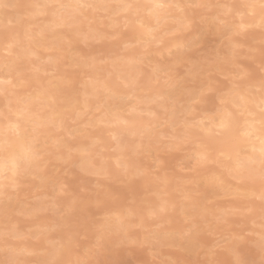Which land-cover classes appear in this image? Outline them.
Segmentation results:
<instances>
[{"label": "rangeland", "instance_id": "1", "mask_svg": "<svg viewBox=\"0 0 264 264\" xmlns=\"http://www.w3.org/2000/svg\"><path fill=\"white\" fill-rule=\"evenodd\" d=\"M33 1L13 0V3L8 4L4 2L8 7H0V37H6V33L1 29L7 27L18 28L19 34L23 36V28L20 25L26 22H29L28 28L31 29V32L36 33L38 24L45 17L31 13L30 7H32ZM134 1L137 2V0ZM174 1L176 0H165V3ZM205 1V3L212 4L231 3L236 6L247 3V0ZM180 2L186 1L180 0ZM118 3L120 2L112 0L109 1V6H111L107 9L88 10L89 13L93 11L94 14L91 13V16L86 12L87 15L83 16L85 20H82L83 17H81L78 23L82 33H73L75 38H72L73 40L70 39L72 34L68 28L56 29L57 31H52V36L46 35L47 38L41 39L42 41L38 40V42L37 40L36 42L32 41L33 37L31 40L30 36L32 35L28 36L32 48L35 49L32 53H36L40 59H36L30 55L31 53L28 54L29 57L27 55L19 57L18 66L22 71L20 70L9 78L13 84H4L2 87L5 88L0 86V113H7L6 105L9 101L12 103L13 95L15 97L16 95L30 94L32 90L34 92L35 88L44 86L50 80L60 81L61 93H57L54 103L63 105L66 102H73L75 97H79L83 82L91 81L94 78L96 82H101L108 77L111 85L116 81V78L117 81L112 86L115 90H129L123 88L119 83L123 79L115 77L116 68L121 67L114 63L117 62V58L119 61L123 57L122 55L128 51L137 56L134 66L138 70L136 68L135 74H137L133 78L139 77L140 86L132 90L127 98L120 99L111 95H108L111 97L107 98L106 91L104 93L102 87L97 86L98 92L95 95H85L90 103L87 107L80 106L71 111L68 107L61 108V124L59 125L62 126H52L51 122L50 124L48 122L47 125H40L43 128H38L40 131L37 132L38 139L35 143L42 152V154L39 153L40 156L38 155L39 159L37 156L40 163L38 169L41 171L37 170V172L43 171L44 173L41 175L45 179L41 180L43 177L39 179V173L38 176L37 174L34 176V173L30 174L31 171H28V174L20 178L19 187L11 193V197L7 200L0 199V230L5 223L15 224L19 229L20 238L8 243L17 247L22 245L20 248H35L36 255L29 258L39 261L48 257L40 253L42 246L37 245L34 239L37 235L46 236L48 239L58 242L72 236L73 239L79 241L78 247L74 250L75 253L82 254L94 243V228L103 222L105 216L111 217V222L115 223L114 219L120 213L124 222V231L131 239L135 240L143 239L146 234L145 230L161 235L186 230L191 226L185 223L187 216L194 218L196 229L191 241L186 240L183 243L184 251H177L176 248L161 243L154 245L157 254L153 256L149 254L147 248L127 241L117 247L115 241L117 237H112L104 242L103 248L95 255L94 261H98L99 264H148V262L149 264H168L169 260H176L177 264H203V253L196 254V242L211 244L214 236L229 235L230 233L245 235L246 239L240 245L242 255L247 253L246 258L259 259L262 205L258 197L264 190L259 179L253 175V178L238 183L229 176L226 170L229 163L223 157L217 161L215 153H213L214 162L195 171H190L189 169L192 167V161L189 159L192 151L191 146L185 145L179 150L169 151L165 145H175L176 142L160 141L159 134L171 131L168 121L169 111L178 116H175L178 119L177 122L184 119L183 114L189 108L193 110L189 119L193 117L200 119L212 114L215 109L210 104L194 103L196 95L191 94L193 90H196L198 94L201 83H206L208 79L214 81L215 86L220 87V90L224 92L233 83L237 84L238 90L249 94L248 97L253 103L254 98L260 95L257 87L262 75L260 65L264 63V29L258 27V24L240 28L238 21L241 18L237 17L239 15L222 16L221 19H224L226 24L228 23V27L223 28L212 20L211 16L215 13L207 14L206 19H201L205 13L198 10L189 29H183L167 15L166 20L164 18L152 34L141 40L132 31L128 21L132 16L135 17L144 12L140 10L137 14H133L124 10H113V6ZM111 19L115 21L109 22ZM58 31L61 36L63 33L68 34L67 38L64 39V36L61 38L63 40L60 41L61 45L56 43L58 40H54L57 39L54 32ZM228 38H235L236 42L238 40L234 56L233 48L226 41ZM23 39L24 37H22ZM173 39H176L178 43L170 46ZM22 40L21 42H23ZM21 42L17 46L14 43L5 44V46L8 48L9 45H12V48H18ZM126 45L127 47H125ZM170 49L171 51H169ZM0 51L6 55L0 56V60L13 55V52L4 51V49ZM50 55L54 62L45 63L44 61H47ZM79 59L81 61H78ZM157 63L165 69L171 68V71L161 72L158 76L152 75L151 65ZM5 67L7 69L6 61L0 64V71L8 74ZM149 77H151V83L148 87L144 80L149 81ZM156 89H166L168 94L172 93L174 96L171 97L164 93V95L155 96L150 100L148 94ZM8 96L12 98L10 99ZM117 102L126 103L125 109H131L133 106L139 109L140 106L142 118L148 117L149 122L155 121L152 125L153 130H148L149 132L141 131L133 134L121 132L119 134V139L125 142L124 148H122L125 154L124 157L121 156L123 157L121 159L125 158L124 160L127 161L130 159L129 161L133 164L132 168L135 169H133L134 176L131 173L129 175L130 170L126 168L125 170L121 164L120 167H117L114 158L119 154L117 152L119 148L116 149V139L112 136L111 131L105 130L111 127V124L98 120L108 105L115 107ZM148 107L155 111L154 115L153 112L151 114L145 109ZM125 112L126 115L130 114L129 111ZM48 136L53 137L49 138ZM59 140L65 141L67 146L57 145ZM82 142L90 146V151L87 150V154L84 153L89 160H92V164L89 161L91 165L87 164L90 166H88L89 168L80 166L75 147L68 148V145L74 146ZM243 148L246 152L249 150V147L243 146L241 150ZM69 149H72L71 154ZM157 158L163 163L157 171L152 172L156 168L154 160ZM215 175H218L217 178L219 175L222 177L217 180ZM163 177L170 180L167 179L164 182ZM4 182L6 183L7 180L4 179ZM61 185H63V194H61ZM234 189L236 190L233 191ZM74 196L84 198L87 203L78 200L73 204ZM106 197L110 198L105 199ZM153 197H157L158 200L160 197L162 199L170 198L171 201L168 200L169 210L166 213L149 219L148 212L160 206L157 201V205L151 203L154 202ZM96 199L105 200L103 209H98L92 203ZM35 203L42 204L38 207ZM2 204H5V209ZM35 206L38 209H35ZM70 207L72 210L69 212ZM202 207H205L203 214H201ZM182 208L183 214H181ZM129 209L132 210L130 216L127 212ZM226 209L229 210V214L224 222L217 223L216 217ZM248 233L251 234L248 235ZM122 236L123 234H121V238ZM216 258L223 264H227L231 259L227 252L223 251L218 252ZM62 259H75V255L65 253Z\"/></svg>", "mask_w": 264, "mask_h": 264}, {"label": "snow or ice", "instance_id": "2", "mask_svg": "<svg viewBox=\"0 0 264 264\" xmlns=\"http://www.w3.org/2000/svg\"><path fill=\"white\" fill-rule=\"evenodd\" d=\"M0 7H8V5L0 0ZM35 8L36 15L48 18L51 20L46 22L38 33L43 37L46 31H55L56 29L68 28L71 30L76 27V23L79 17L85 15L87 10H99L110 7L105 4L87 3L84 0H75L72 3H65L64 0H45L44 3H38L32 5ZM125 12H131L137 14L141 9L147 10L150 16L159 17L161 13L167 14L174 23L182 26L183 29H189L193 22L194 17L197 15V11H202L205 15L201 16V19H206L207 14L215 13L211 16L212 20L216 21L223 28H227L226 21L221 17H227L231 15H239L240 17L256 16L257 10L264 11V0H255L252 3H245L240 6H236L231 3H203L199 0H186V2H163V0H152L148 4H134L123 3L118 6ZM143 26V25H141ZM258 27L264 29V15L259 16ZM219 30V29H218ZM149 34L153 31L149 29ZM86 39V38H85ZM11 47V45H9ZM127 47V45L125 46ZM238 45L233 44V56L235 55V48ZM171 51V49L169 50ZM36 59L40 57L36 53H31ZM45 63H53V58L48 57ZM261 78L258 82L257 91L261 94L260 103L257 105L259 108V119L256 118V114L252 113L247 108V98L245 95L240 94L238 91L239 86L235 83L226 91H221L220 87L215 86V82L208 79L206 83L202 82L198 89L192 91V95H196L195 102H202L210 104L215 110L210 116H203L200 119L195 117L189 119L192 116V109H186L184 119L180 122H173L169 124L171 129L170 133L161 132L159 134L160 141H175V145L168 144L165 147L169 151L179 150L185 145H190L192 151L189 155V159L192 161V167L190 171H195L198 168L207 166L213 161V153H215L216 160L218 161L223 157L226 161H229L227 166V172L229 176L236 180L238 183L255 177L259 179L264 189V63L260 65ZM152 75L158 76L161 72L171 71V68L165 69L159 63L151 65ZM119 83L125 89H135L139 84V77L133 78L130 81L121 80ZM151 83V77H149L148 84ZM12 84L9 80H0V85ZM123 99V97H119ZM218 101V103H216ZM7 113H0V118L7 121L6 126L0 129V153H7V159L5 163L0 164V199L7 200L11 197V193L14 192L20 183V178L27 174L28 167L31 162L36 158L37 153L33 151L32 143H23L17 150L16 145L12 142L10 135L14 136L17 140H20L23 136L22 122L27 124L31 121V113L29 107L25 105L24 108H18L13 110L11 101L6 105ZM137 111L133 106L130 112ZM247 114V115H245ZM154 115V114H153ZM14 117V119H13ZM239 117H244L243 125L240 122ZM247 117H252L248 119ZM121 123H127V121H120ZM52 126H62L55 125ZM115 138V137H114ZM253 139L259 141V148L253 144L251 154L246 151H241L239 146L242 143H251ZM230 148V152L226 153L224 148ZM72 149H69L71 154ZM234 153V155H233ZM10 161L11 176H8L9 171L8 162ZM163 162L158 158L154 160L156 168L153 171H157ZM117 167H120L117 162ZM126 170V169H125ZM167 181V177L164 178V182ZM61 194H63V185L60 186ZM55 190V189H54ZM106 197L105 199H109ZM261 201V222H260V251L264 256V190L258 197ZM87 203L82 197H73L72 203L77 201ZM94 203L98 209H103L105 206V200L96 199ZM174 207V206H173ZM71 207L68 209L70 212ZM169 210L167 202H162L159 208L152 209L148 212V218H156L162 213H166ZM183 214V208L181 209ZM229 214V210L223 211L220 216L216 217L217 223L224 222V219ZM128 215H132V210H128ZM112 218L105 216L103 222L95 226V241L86 248L82 254H76L75 249L79 245V241L73 239L72 236L64 241H55L48 239L46 236L42 237L37 235L34 239L37 245H41L40 253L46 255L48 258L44 261V264H94L95 255L101 251L104 242L117 237L116 246L127 241L131 244H137L140 247L147 248L150 255L155 256L157 254L156 247L161 243L166 244L169 247L176 248L177 251H184L182 247L183 243L191 241V237L196 229L194 218L185 217V223L191 225L186 230L176 232L173 234L164 233L163 235L145 230L146 234L143 239L135 240L131 239L127 232L123 229V221L117 216L115 218V224L111 222ZM121 234H123L121 238ZM214 235L213 233H209ZM251 233H248L250 235ZM20 238V233L15 224L5 223L2 230H0V244L3 248L0 251L7 252L9 255L8 264H17V257L23 256L25 258L32 257L36 254L35 248H19L16 249L9 241H14ZM246 236L239 233H230L229 235L214 236L211 244L196 242V254L203 253V264H223L222 261L216 257L218 252H227L231 257L230 264H243L242 253L240 245L245 241ZM65 253L75 255V259L63 260L62 257ZM168 264H177L176 260H169Z\"/></svg>", "mask_w": 264, "mask_h": 264}, {"label": "bare ground", "instance_id": "3", "mask_svg": "<svg viewBox=\"0 0 264 264\" xmlns=\"http://www.w3.org/2000/svg\"><path fill=\"white\" fill-rule=\"evenodd\" d=\"M109 1H112V0H84V2H87V3H94V4H105V5H109ZM115 1H118V2H120V3H118V4H116L115 6H113V10H122L121 8H119L118 6L119 5H121V4H123V3H134V4H148V3H151L152 2V0H137V2H135L134 0H115ZM184 1H186V0H184ZM203 2V3H205L206 1L205 0H199V2ZM4 2H6L7 4L8 3H13V0H11V2H10V0H3V3ZM45 2V0H42L41 2L40 1H38V0H34L33 2H32V5H35V4H38V3H44ZM64 2L65 3H72V2H75V0H64ZM163 2H165V0H163ZM174 2H176V1H174ZM208 2H209V0H208ZM252 2H255V0H247V3H252ZM215 3V2H214ZM11 5V4H10ZM111 6V5H110ZM31 8V9H30ZM29 9H30V11H31V13L32 14H36V9L35 8H33V7H30ZM107 9V8H106ZM2 10V9H1ZM144 13H142V14H139V15H137V16H135V17H131L130 19H129V21H128V24L130 25V27H131V29H132V31L135 33V34H137V37H138V39H141L142 40V38H145V37H147L148 35H150L149 34V29H152V30H155L160 24H161V22H163V20H164V18L167 16V14H165V13H161L160 14V16L157 18V17H155V16H150L149 14H148V12H147V10H145V9H141ZM1 12V11H0ZM86 12H88V14H90L91 16H92V14H94L93 13V11L92 12H90L89 13V11L87 10ZM114 12V11H113ZM92 13V14H91ZM8 14V13H7ZM87 14H85V15H83L84 17L86 16ZM124 15V14H123ZM83 16H81V17H83ZM246 17H240V16H237V17H240L241 19L238 21V24H239V27L240 28H242V27H244V26H247V25H252V24H259V16L258 15H256V16H248V15H245ZM16 17V16H15ZM81 17H79V19H78V21L81 19ZM82 18V20L84 19L85 20V18ZM230 17V16H229ZM248 17V18H247ZM20 18V17H19ZM30 18V17H29ZM244 18H246V19H244ZM116 19V18H115ZM120 19V18H119ZM118 19V20H119ZM7 20H9V19H7ZM51 20V18L50 17H48V18H45V19H43V21L41 22V23H39L38 24V26H37V28H36V33H34V32H31V29L30 28H28V24H29V22H26V23H21V25L20 26H22V28H23V36H21L19 33H20V30L17 28L16 29V27H7V28H5V29H1V31L2 32H5L6 34V37L4 38L3 36L2 37H0V50H2V49H4V51H10V52H13V55L12 56H7V58H3V59H1L0 60V64H2L3 62H5L6 61V63H7V69H6V67H5V69H6V71L8 72V74H5V73H3V71L1 72L0 71V80H9V78H11L15 73H17V72H19L21 69L19 68V66H18V63H19V57H23V56H28V54H30V53H32L35 49H33L32 48V45L30 44V38H27L28 36H30V35H32V36H30L31 37V40H32V37H33V40L32 41H35L36 42V40H37V42H38V40H40V41H42L43 39H45V38H47V36L49 35V36H52L53 35V33H52V31H49L50 33H47L48 31H46L45 32V34H44V36L43 37H41V36H39L38 35V33L40 32V30H41V28L43 27V25L46 23V22H48V21H50ZM165 20H166V18H165ZM78 21H77V23H76V27H74V28H72L71 30H68L72 35H71V38L70 39H72V38H74V35H73V33H80L81 32V28H80V25H79V23H78ZM115 20L114 19H111L109 22H114ZM80 22V21H79ZM87 22H88V20H87ZM18 24V23H17ZM228 24V23H227ZM91 25H92V23H91ZM141 25H143V26H141ZM18 27H19V25H18ZM86 27H87V25H86ZM130 27H128V28H130ZM89 28V27H88ZM92 29H93V27H91ZM90 29V28H89ZM91 29V30H92ZM31 33H30V32ZM57 31V30H56ZM67 31V32H68ZM132 31H131V33H132ZM159 31V30H158ZM154 31H152L151 32V34L153 33ZM232 32V31H231ZM56 35H54L55 36V38H56V36H57V39H54V40H58L57 42L56 41H54V42H56V43H58V44H60L61 45V43H60V41L62 42L63 40H61V38L64 36V39L65 38H67L68 36V34L67 35H65L64 33L62 34V36L60 35L61 33H59V31L56 33V32H54ZM69 33V34H70ZM82 33V32H81ZM227 33H228V31H227ZM52 34V35H51ZM47 35V36H46ZM46 36V37H45ZM48 36V37H49ZM73 36V37H72ZM90 36V35H89ZM229 36V35H228ZM231 36H233V35H231ZM21 37V38H20ZM22 37H24V39L22 40ZM88 37V36H87ZM230 37V36H229ZM54 38V37H53ZM225 38V37H224ZM23 41V42H21V40ZM42 39V40H41ZM75 39V38H74ZM26 40V41H25ZM73 40V39H72ZM226 41H228V43H229V45L233 48V44H236L237 42H238V40H237V42H236V39L235 38H228ZM19 42H21L19 45H18V48H15V47H13L12 48V45H11V47H6L5 46V44H9V43H14L16 46H17V44L19 43ZM52 43V42H51ZM178 43V41L175 39H173V41L169 44L170 46H174V45H176ZM238 44V43H237ZM14 46V45H13ZM231 48V49H232ZM69 51V50H68ZM115 52V51H114ZM2 53V54H1ZM80 54V53H79ZM0 56L2 57H4V56H6L5 54H3V52H1L0 51ZM51 56V55H50ZM123 57H121V59L118 61V58L116 59L117 60V62L116 61H114V62H116V63H114L115 65H119L121 68H116L114 65H112V66H114L115 68H116V76L115 77H117V78H121V79H123L124 81H130V80H132V78L137 74H135V70H136V68L137 67H135L134 65H135V61H137L136 59H137V56H136V54H134L133 52H131V51H128V52H126V53H124V55H122ZM139 56V55H138ZM232 56V55H231ZM29 57V56H28ZM28 57H27V59H28ZM80 57V56H79ZM79 57H77V58H79ZM82 57H84V56H82ZM120 58V57H119ZM31 59V58H30ZM82 59V58H81ZM21 61V60H20ZM78 61H81L80 59L78 60ZM30 62V61H29ZM24 63V62H23ZM26 63H27V61H26ZM28 64V63H27ZM32 64V63H31ZM89 64V63H88ZM29 65V64H28ZM56 65V64H55ZM138 65V64H137ZM100 66V65H99ZM29 67V66H28ZM114 67H113V69H114ZM27 68V67H26ZM140 68V67H139ZM112 69V70H113ZM47 70V69H46ZM109 70V69H108ZM137 70H138V68H137ZM22 71V70H21ZM107 71V70H106ZM147 73V72H146ZM5 74V75H4ZM114 74V73H113ZM16 75V74H15ZM107 75V74H106ZM110 75V74H109ZM18 76V75H17ZM112 76V75H111ZM54 77V76H53ZM105 77H107V76H105ZM155 77V76H154ZM94 78V77H93ZM18 79V78H17ZM22 79H23V77H22ZM57 79V78H56ZM95 79V78H94ZM91 80V81H86V82H83V87L80 89V96L79 97H75L74 98V101L72 102V101H70V102H66V103H64L63 105H60V104H55L54 103V98H55V96L57 97V93H59L60 92V90L62 89V86H61V83H60V81H58V82H53V81H49V82H47L44 86H38L37 88H35L36 90H34V92H32L31 91V93L29 94H26L25 96H22V95H16L15 97H14V95L12 96V97H9L8 96V98H12V108H13V110H16V109H18V108H24L25 107V105H27L28 107H29V111H30V113H31V117H32V119H31V121L29 122V123H27V124H25V123H23L22 122V132H23V130L24 129H27V131L26 132H23V136H22V138L20 139V140H17L14 136H12L11 134H9L10 135V138H11V140H12V142L14 143V145H16V147H17V150H19V146L21 145V144H23V143H32L33 144V151L34 152H36L37 153V156L39 155L40 156V154L39 153H41L42 154V152L40 151V149H38L37 147V144L35 143L36 141H37V139H38V133L37 132H39L40 130L38 129V128H43V127H41V126H43V125H47V123L49 122V124H50V122L51 123H54V124H57V125H59V124H61V119H60V117H61V108L62 107H68L69 108V110L71 111V110H75V109H78L80 106H83V107H87L88 105H90V103H89V101H88V98L86 99L85 98V95L86 94H96L98 91H97V86H100V87H102V89H103V91H104V93H105V91H106V94H105V96L107 97L108 95H111V96H113V97H125V98H127V96L129 95V94H131L132 93V90H134V89H129V90H115L112 86L114 85V83L117 81V79L115 78V80L116 81H114L113 82V79H112V82H113V85H111V81H109V79H108V77L105 79V80H101V82H96L95 80ZM108 79V80H107ZM144 82L145 83H147V86L149 85L148 84V80H144ZM13 84V83H12ZM117 84H118V82H117ZM1 87L3 86V85H0ZM0 87V88H1ZM149 87V86H148ZM2 88H5V87H2ZM80 88V87H79ZM101 89V90H102ZM4 90V89H3ZM78 90V89H77ZM102 91V92H103ZM155 91V90H154ZM154 91H152L150 94H148V97H150V100L151 99H154V97L155 96H161V95H164V93H166V95H168V96H174L172 93H170V94H168V92H167V90L166 89H156V91L154 92ZM239 91V90H238ZM240 92V94H242V95H245L246 96V98H247V101H248V103H247V108H248V110L249 111H251L252 113H255L256 114V118L257 119H259V108L257 107V105H259V103H260V98H261V94L259 95V96H256L255 98H254V101H253V103L251 102V99H249V97H248V95L244 92V91H242V90H240L239 91ZM61 93V92H60ZM153 94H154V96H153ZM255 95V94H254ZM88 96V95H87ZM111 96H108L107 98H110ZM104 97V96H103ZM251 97V96H250ZM99 98V97H98ZM106 98V99H107ZM163 98V97H162ZM140 99V98H139ZM108 100V99H107ZM110 101V100H109ZM125 101V100H124ZM145 101V100H144ZM168 101V100H167ZM98 102V101H97ZM103 102V101H102ZM101 102V103H102ZM105 103L106 102H108V101H104ZM111 102V101H110ZM109 102V103H110ZM129 102H130V100H129ZM112 103V102H111ZM125 104L126 103H124V102H120V103H118L117 102V106L116 105H114L115 107H111V106H107V108H106V110H105V112H104V114H102V117L101 118H99L98 120L99 121H103V122H105V123H107V124H111L110 126L111 127H109V128H107V129H105L106 131L107 130H109V131H111V134H112V136L113 137H115V139H116V149L118 150V148H119V151H117L119 154H117V155H115V158H114V160L116 161V162H119V164H121L123 167H124V169L126 168V169H129L130 171H129V175H130V173L133 175V169H134V167L132 168V166H133V164H132V162L131 161H129L130 159H128V161L127 160H124V159H121V158H123L124 157V149H122V148H124V143L125 142H123V141H121L120 139H119V134H121V132H127L128 134L129 133H134V132H141V131H150V130H153V123L155 122L154 120H151L150 122L148 121V117L146 118H142V116L140 115V110L139 109H141L140 108V106H139V109H138V107H136V109H137V111H135V112H130V109L129 108H127V109H125ZM161 104V103H160ZM100 105V104H99ZM111 105V104H110ZM127 105V104H126ZM124 107V108H123ZM152 107V106H151ZM133 108V107H132ZM131 108V109H132ZM153 109H154V107H152ZM152 108H150V107H148V108H145V109H147L148 110V112L149 113H151V112H153V114H154V112L155 111H153V109ZM64 110V109H63ZM155 110V109H154ZM69 111V112H70ZM125 111H129V115H126L125 113ZM143 111H145V110H143ZM125 112V113H124ZM167 113V112H166ZM177 113V112H176ZM152 114V113H151ZM156 114V113H155ZM169 118H168V121H169V124L170 123H173V122H177V118L176 117H178V116H176V114H174V112L172 113V111L170 112L169 111ZM245 115H247V114H245ZM70 116V115H69ZM161 116V115H160ZM176 116V117H175ZM156 118V117H155ZM158 118V117H157ZM240 118V117H239ZM248 119H252V117H247ZM13 119H14V117H13ZM121 120H123V121H127V123H121L120 121ZM243 120H244V117H242V118H240V122H241V124L243 125ZM6 124H7V121L6 120H4V119H1L0 118V129H3L5 126H6ZM41 125V126H40ZM29 127V128H28ZM46 127V126H45ZM161 129V128H160ZM67 130V129H66ZM148 131V132H149ZM72 132H74V130H72ZM72 132H70V133H72ZM67 133V132H66ZM98 136V135H97ZM49 138H52V137H50V136H48ZM93 137V136H92ZM98 138H99V136H98ZM64 139V138H63ZM134 140V139H133ZM84 141V140H83ZM52 142V141H51ZM78 142H81V141H78ZM45 143V142H44ZM50 143V142H49ZM92 143V142H91ZM52 144H53V142H52ZM86 144V143H85ZM84 144V142H82V143H78V144H75L74 146H69L68 145V148L70 147V148H72V147H75V149H76V154H78V162H79V164H80V166H82V167H88L89 165H87L88 163H89V161H91V164H92V160H89V158H88V156L87 155H85L84 153H86V151L87 150H89L90 149V146H88L89 144H87V145H85ZM128 144V143H127ZM253 144H255V147L258 149L259 148V141L258 140H255V139H253V141L251 142V143H242L240 146H239V148H240V150H241V147H243V146H246V147H249V150L247 151L249 154H251V152H252V147H253ZM57 145H60V146H67V143L65 142V141H63V140H59L58 141V144ZM40 146V145H39ZM43 146V145H42ZM134 146V145H133ZM44 147V146H43ZM51 147V146H50ZM92 147V146H91ZM136 147V146H135ZM244 149L245 148H243V150H241V151H244ZM247 149V148H246ZM63 150V149H62ZM132 150V149H131ZM138 150V149H137ZM90 151V150H89ZM88 151V152H89ZM134 151V150H133ZM224 151L226 152V153H228V152H230L231 150H230V148H228V147H225L224 148ZM56 152V151H55ZM121 153H122V155H121ZM87 154V153H86ZM89 155V154H88ZM120 155V156H119ZM233 155H234V153H233ZM37 156H36V158H34L33 160H32V162H31V165L28 167V171H31V172H29L30 174H33L34 176H35V174H37V176L40 174V176H38V178L40 179V178H42L43 176V174L42 173H44L43 171L41 172V173H39V172H37V170L38 171H41L40 169H38V168H40V163L38 162V160H37ZM39 156H38V159H39ZM121 156H123V157H121ZM91 157V156H90ZM114 157V156H113ZM128 157V156H127ZM110 158V157H109ZM6 159H7V153H0V164H3V163H5V161H6ZM134 160H135V158H134ZM94 161V160H93ZM131 162V163H130ZM227 163H230L229 161H227ZM90 164V163H89ZM90 164V165H91ZM178 164V163H177ZM142 165V164H141ZM180 166V165H179ZM227 166V165H226ZM8 167H9V171H8V176H11V171H10V167H11V164H10V161L8 162ZM90 167V166H89ZM88 167V168H89ZM132 168V169H131ZM137 168H139V167H137ZM84 169V168H83ZM123 169V168H122ZM97 170H98V167H97ZM135 170V169H134ZM152 172H154V171H152ZM211 172V171H210ZM217 172V171H216ZM222 172V171H221ZM39 173V174H38ZM28 174V173H27ZM42 174V175H41ZM156 174V173H155ZM186 174V173H185ZM219 174V173H218ZM221 174V173H220ZM222 175V174H221ZM253 175H255V173H253ZM134 176V175H133ZM207 176V175H206ZM212 176V175H211ZM216 176V178H217V176L218 175H215ZM155 177H157V176H155ZM184 177V176H183ZM219 177H220V175H219ZM218 177V178H219ZM222 177V176H221ZM220 177V178H221ZM204 178V177H203ZM215 178V177H214ZM213 178V179H214ZM218 178H217V180H218ZM0 179H2V177H0ZM43 179H45V177H43L41 180H43ZM163 179H164V177H163ZM168 179V178H167ZM151 180V179H150ZM168 180H170V179H168ZM206 182H207V180H206ZM214 182V181H213ZM163 184V183H162ZM165 185H166V183H164ZM235 185V184H234ZM226 186V185H225ZM165 187V186H164ZM237 187V186H236ZM187 188V187H186ZM225 188V187H224ZM245 188V187H244ZM257 189H258V187H257ZM223 190V189H222ZM226 190V189H225ZM236 189H234L233 191H235ZM238 190V189H237ZM249 190V189H248ZM256 190V189H255ZM157 191V190H156ZM159 192V191H158ZM157 192V193H158ZM156 194V193H155ZM163 194V193H162ZM233 194V193H232ZM261 194V193H260ZM159 195H160V193H159ZM158 195V196H159ZM147 196V195H146ZM207 196V195H206ZM255 197V196H254ZM154 198V197H153ZM154 199H156V200H154ZM153 199V201L154 202H151V201H149V202H151V203H155L156 204V201H157V204H159V205H161V203L162 202H165V201H167V204H168V206H169V202L171 201L170 200V198L168 199V198H161L160 197V199L158 200V198L157 197H155ZM166 199V200H165ZM143 200V199H142ZM162 200V201H161ZM165 200V201H164ZM168 200H169V202H168ZM190 200V199H189ZM203 200V199H202ZM161 201V202H160ZM160 202V203H159ZM174 202V201H173ZM184 202V201H183ZM172 203V202H171ZM192 203V202H191ZM11 204V203H10ZM36 204V203H35ZM41 204L42 203H38V204H36V206H38L39 207V205L41 206ZM152 204V205H153ZM156 204V205H157ZM3 205V204H2ZM5 205V204H4ZM3 205V206H4ZM171 205V204H170ZM197 205V204H196ZM34 207L35 209L37 208V207ZM195 206V205H194ZM56 207V206H55ZM1 208V207H0ZM4 209H5V206L3 207ZM2 208V209H3ZM18 208V207H17ZM33 208V209H34ZM203 208H205V207H202V213L201 214H203ZM208 208V207H207ZM220 208V207H219ZM224 208V207H223ZM2 209H1V211H2ZM8 209V208H7ZM27 209V208H26ZM38 209V208H37ZM209 209H210V207H209ZM217 209V208H216ZM28 210V209H27ZM213 210V209H212ZM218 210V209H217ZM223 210V209H222ZM227 210V209H226ZM114 212V211H113ZM128 212V211H127ZM10 213V212H9ZM24 214V213H23ZM120 214V213H119ZM119 214H117V216H119L121 219H122V215H119ZM9 217H11V216H9ZM115 217V216H114ZM16 219V218H15ZM7 220V219H6ZM115 220V219H114ZM122 221H123V219H122ZM14 222V221H13ZM15 223V222H14ZM124 223V222H123ZM113 224H115V223H113ZM124 225H126V224H124ZM46 226V225H45ZM3 229V228H2ZM257 229V228H256ZM19 230V229H18ZM45 231V230H44ZM46 232V231H45ZM36 233H37V231H36ZM164 234V233H163ZM34 235V234H33ZM51 237V236H50ZM64 239V238H63ZM66 240V239H65ZM17 242V241H16ZM13 246H15L14 244H13ZM22 246V245H21ZM20 246V247H21ZM17 247V246H16ZM47 257V256H46Z\"/></svg>", "mask_w": 264, "mask_h": 264}, {"label": "clouds", "instance_id": "4", "mask_svg": "<svg viewBox=\"0 0 264 264\" xmlns=\"http://www.w3.org/2000/svg\"><path fill=\"white\" fill-rule=\"evenodd\" d=\"M257 15L258 16L264 15V11L257 10ZM14 247L16 249L20 248V247H16V246H14ZM2 248H3V245L0 244V249H2ZM246 257H247V253L242 255L243 264H264V256L261 255V251H260V258L259 259L250 260V259H248ZM8 259H9L8 253L4 252V251H0V264H8ZM16 259H17V264H44V261H46V259L39 260V261H33L29 257L25 258L23 256L17 257ZM63 260L67 261L69 259H67V260L63 259ZM94 264H99V262L98 261H94ZM148 264H149V262H148ZM227 264H230V260L227 262Z\"/></svg>", "mask_w": 264, "mask_h": 264}]
</instances>
